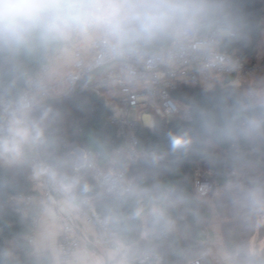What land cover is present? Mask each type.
<instances>
[{
    "label": "clouds",
    "instance_id": "9594fccd",
    "mask_svg": "<svg viewBox=\"0 0 264 264\" xmlns=\"http://www.w3.org/2000/svg\"><path fill=\"white\" fill-rule=\"evenodd\" d=\"M256 27L242 0H0V52L15 54L33 44L86 49L94 53L97 67L118 69L117 78L132 86L154 84L186 60L202 69H235L238 63L228 50L247 44ZM169 107L171 113H181L185 126L167 134V152L157 148L148 154L152 166L169 155L212 159L226 147L224 158L238 171L250 172L257 166L251 158L264 157V79L233 82L220 91L206 90L200 102ZM50 112L35 95L17 98L0 124V164L24 165L47 146ZM144 122L149 128L157 126L151 116ZM77 167H87L84 157ZM34 172L54 183L69 206L77 188L87 190L80 177L61 175L42 162L34 165ZM103 184L109 193L122 191L119 178L111 173ZM226 193L246 218L264 217V179L249 176L246 185L230 181ZM133 194L147 195L148 190ZM168 195L180 199L175 191ZM148 218L153 224L167 223L160 207H152ZM223 264H264V248L235 246L224 253Z\"/></svg>",
    "mask_w": 264,
    "mask_h": 264
},
{
    "label": "trees",
    "instance_id": "16d2710c",
    "mask_svg": "<svg viewBox=\"0 0 264 264\" xmlns=\"http://www.w3.org/2000/svg\"><path fill=\"white\" fill-rule=\"evenodd\" d=\"M242 8L257 27L247 44L234 45L228 52L252 61L263 38V5L261 0H242ZM61 49L59 46L43 48L33 44L15 54L0 52V96L15 100L23 91L28 76L35 74ZM229 82H220L211 89L199 85L183 86L174 98L187 106L189 101H202L206 90H223L231 85ZM43 105L51 109L49 143L35 155L55 167L61 175L78 176L82 184L87 185L86 191L80 188L74 191V200L93 199L97 213L109 219L120 241L127 247V264H139L146 252L160 255L157 264H188L206 248L207 232H211L212 240L211 221L214 217L222 220L226 250L250 244L258 229L260 236L264 237L263 225L258 223L263 217L246 218L226 190L220 198L215 196L216 191L226 187L230 181L239 179L242 185H246L249 176L264 179V157L259 154L251 158L257 166L250 172L238 171L224 158L222 153L226 147L218 149L212 159L194 154L174 159L169 155L159 166H152L145 159L127 172L128 179L132 181L129 194L123 197L100 194L86 168L75 170L77 156L74 149L99 152L102 162L111 161L118 168L127 164L116 130L106 125V118L112 110L106 99L92 93H79L72 97H53ZM155 121V128L139 127V142L148 151L158 148L167 152V134L185 126V122L180 117L166 123L160 118H155ZM31 162L32 158L18 167L0 164V264H53L50 252L36 253L29 241L41 206L18 200L20 195L35 192L32 182L27 179ZM207 162L213 189L208 197L200 200L194 186L195 171L198 165ZM143 190H148V194H133ZM172 191L178 193L180 199L170 197L168 193ZM211 200L214 201L213 208L209 206ZM152 207L164 209L166 224L157 225L150 221L148 212ZM144 219L148 220L145 226Z\"/></svg>",
    "mask_w": 264,
    "mask_h": 264
},
{
    "label": "built area",
    "instance_id": "2783aa9c",
    "mask_svg": "<svg viewBox=\"0 0 264 264\" xmlns=\"http://www.w3.org/2000/svg\"><path fill=\"white\" fill-rule=\"evenodd\" d=\"M263 15L261 20L262 37L264 38V0ZM66 54L71 55V62L65 71H60V64ZM238 63L235 69L224 70L221 68H200L196 62L186 60L177 70L170 74L160 75L154 84L145 81L143 84L132 86L117 78L118 69L111 66L97 67L94 62V53L82 49L73 48L65 51L63 48L49 58L35 74L29 75L23 91L19 94L35 95L43 104L60 92L62 96L72 97L79 93H92L102 96L111 107V112L106 118V125L112 126L122 142V150L127 160L123 168H118L113 162H102L99 152L81 150L77 160L84 157L87 161L86 168L95 182L100 194H110L115 197H123L132 191V181L128 179L127 172L130 168L142 160L147 159L148 151L138 139V130L141 125L147 127L145 116L160 118L169 122L180 117L181 113H171L170 105L182 109L183 104L174 98V94L183 86L199 85L206 89L213 88L216 84L234 78L229 84L241 79H252L258 76L264 77V54L256 56L252 61H246L239 56L229 53ZM108 70L100 73L102 69ZM111 77V78H110ZM108 93L112 95L107 96ZM18 96V97H19ZM17 97V98H18ZM7 100L0 96V124L7 119V113L17 100ZM110 101V102H109ZM135 112L136 118H131L130 113ZM44 163L43 161H41ZM36 160L30 163V172L27 179L33 184L34 193L20 195L18 200L29 204H37L40 207L39 216L36 218V226L40 215L47 212L50 204H54L58 211V218L62 221V229L57 245L58 264H74L77 253L83 246L82 238L77 234L73 221L79 228L81 223L93 228L96 245L105 252V261L110 264H127L129 261L128 249L120 241L118 233L110 225L106 217L100 216L91 198L77 202L74 200L71 206L67 203V197L58 187L50 182L46 176L41 177L34 172ZM46 164V163H44ZM75 163V170L78 171ZM111 173L119 178L122 191L120 194L109 193L103 184V177ZM195 191L200 200L209 196L213 184L209 177L200 171H195ZM58 197V201L54 200ZM214 201L209 206L214 207ZM35 231V230H34ZM34 232L29 237L30 243L34 242ZM211 232L206 233L207 246L204 251L188 264H216L212 247L210 245ZM161 257L158 253H144L139 264H157Z\"/></svg>",
    "mask_w": 264,
    "mask_h": 264
},
{
    "label": "crops",
    "instance_id": "0c3cea01",
    "mask_svg": "<svg viewBox=\"0 0 264 264\" xmlns=\"http://www.w3.org/2000/svg\"><path fill=\"white\" fill-rule=\"evenodd\" d=\"M263 54H264V38H262L261 40L259 50L256 56ZM70 62H71V55L66 54L63 62L60 64L59 70L61 72L67 70ZM261 79H264V77L258 76L253 78L254 81ZM227 80L233 81L234 78H229ZM61 229H62V221L58 218L57 208L54 204H50L47 208V212L40 215L39 222L37 223V226L34 231L35 239L33 242V246L35 248V252L38 254H42L46 251L50 252L53 258V264H58L57 245H58L59 234L61 232ZM80 229L86 235L88 240L94 245H96L93 228L85 226L84 224L81 223ZM97 248L99 252L91 248L83 240V246L81 250L77 253L74 264H98V261L104 259L106 257V254L98 246ZM225 252L226 250L224 249V253Z\"/></svg>",
    "mask_w": 264,
    "mask_h": 264
},
{
    "label": "rangeland",
    "instance_id": "374dc122",
    "mask_svg": "<svg viewBox=\"0 0 264 264\" xmlns=\"http://www.w3.org/2000/svg\"><path fill=\"white\" fill-rule=\"evenodd\" d=\"M106 70H108V68L102 69L100 73H103ZM252 81H254L253 78L252 79H241L239 81V84L245 85V84L250 83ZM219 82H221V81H219ZM110 95H112V94L111 93L107 94V96H110ZM60 96H62V95H60V92H58V93H56L54 98H57ZM184 107H186V106L184 105L183 108ZM130 117L136 118L137 114L135 112H131ZM76 149H81V148H76ZM76 149H74V153L77 154L76 156H78V154L81 155L80 154L81 152L77 151ZM81 150H83V149H81ZM33 159L35 160L34 157H32V161H33ZM196 170L200 171L202 174H205L209 178L212 176V173L209 170L208 162L204 165H198ZM40 176L44 177V175H40ZM225 190H226V187L219 188L216 191L215 196L217 198H220ZM147 221H148L147 219H144V226L147 223ZM258 223L263 225V228H264V217L261 220H259ZM211 227H212V231L214 232V236H213L212 240L210 241L212 244V245L211 244L210 245L212 247L213 258H214L216 264H223L224 249L226 250V248L224 245V232L222 230V220L217 218V217H214L213 220L211 221ZM143 235H144V233H143ZM250 244L256 246L257 248H264V237L260 236L259 229L257 230L256 235L251 239Z\"/></svg>",
    "mask_w": 264,
    "mask_h": 264
},
{
    "label": "water",
    "instance_id": "95a60500",
    "mask_svg": "<svg viewBox=\"0 0 264 264\" xmlns=\"http://www.w3.org/2000/svg\"><path fill=\"white\" fill-rule=\"evenodd\" d=\"M162 122L163 123H166V120H162ZM77 151H79V152H81V149H76ZM34 158H35V160H36V162L37 163H41V160L35 155L34 156ZM78 161H79V159L76 161V164L78 163ZM54 200L57 202L58 201V197L57 196H54ZM72 222V224L74 225V228H75V230H76V232H77V234L91 247V248H93V249H95V250H97L98 252H99V250H98V248H97V246L96 245H94L93 243H91L89 240H88V238L86 237V235L82 232V230L73 222V221H71Z\"/></svg>",
    "mask_w": 264,
    "mask_h": 264
}]
</instances>
